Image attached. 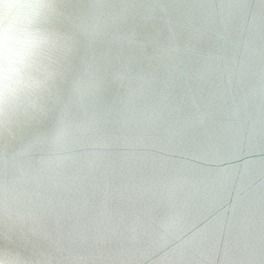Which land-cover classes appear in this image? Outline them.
<instances>
[{"label": "clouds", "instance_id": "9594fccd", "mask_svg": "<svg viewBox=\"0 0 264 264\" xmlns=\"http://www.w3.org/2000/svg\"><path fill=\"white\" fill-rule=\"evenodd\" d=\"M0 264H264V0H0Z\"/></svg>", "mask_w": 264, "mask_h": 264}]
</instances>
